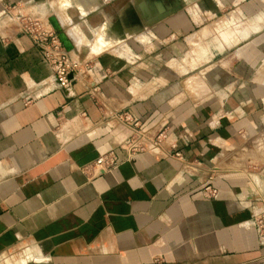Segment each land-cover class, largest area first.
<instances>
[{
  "label": "crops",
  "instance_id": "obj_1",
  "mask_svg": "<svg viewBox=\"0 0 264 264\" xmlns=\"http://www.w3.org/2000/svg\"><path fill=\"white\" fill-rule=\"evenodd\" d=\"M29 15L89 64L69 90ZM263 144L264 0H0V264H264Z\"/></svg>",
  "mask_w": 264,
  "mask_h": 264
},
{
  "label": "built area",
  "instance_id": "obj_2",
  "mask_svg": "<svg viewBox=\"0 0 264 264\" xmlns=\"http://www.w3.org/2000/svg\"><path fill=\"white\" fill-rule=\"evenodd\" d=\"M22 19V30L24 33L29 35L32 40L42 49L45 59L50 64L53 75L56 79L57 85L62 90H69L74 81L76 80L78 74L85 71L89 67V64L82 63L79 61H74L68 51L66 50L63 42L61 41L59 35L50 29H46L40 20L33 18L32 16H24ZM65 120L64 116H61ZM129 120V117H127ZM66 121V120H65ZM134 125H139L138 122ZM165 131L160 132L154 142L155 145H161L163 141L167 138ZM128 145V159L133 160L136 158V153L144 151L142 146H139L138 139H130L127 142ZM177 148L176 144H171V149L175 151ZM175 157L183 159L182 153L175 151ZM121 159L114 153H109L100 157L93 169L96 175H100L107 170L118 167L121 163ZM210 197H217L219 191L213 189L210 186L205 189ZM257 225L258 231L261 237L264 239V211L263 213L254 219ZM153 264H160L155 261Z\"/></svg>",
  "mask_w": 264,
  "mask_h": 264
},
{
  "label": "rangeland",
  "instance_id": "obj_3",
  "mask_svg": "<svg viewBox=\"0 0 264 264\" xmlns=\"http://www.w3.org/2000/svg\"><path fill=\"white\" fill-rule=\"evenodd\" d=\"M200 21L205 22L206 25L204 26L208 25V21L205 20L203 16L200 17ZM204 26H201V28H204ZM224 28H225L223 29L224 35H226V37H228L231 33H233V28H231L228 23L225 25ZM217 40L219 41V39ZM198 67L199 68L193 69L188 74H185L184 76H182V79L179 81V84L183 87H182V91H177L178 94L176 92L174 96V98H177L179 95H181V98H179L178 101L182 99H186L187 97L193 96L196 93L198 94V93H202L206 91L204 88H206L208 92V89H211L213 87V84L209 83L206 80L207 76L203 75L204 67H201V65H199ZM174 88L177 89L179 88V86L176 85ZM176 89L174 90L176 91ZM262 147H264V144ZM260 151L264 152V150H260Z\"/></svg>",
  "mask_w": 264,
  "mask_h": 264
}]
</instances>
